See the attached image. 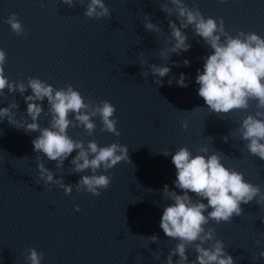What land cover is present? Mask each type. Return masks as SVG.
Returning <instances> with one entry per match:
<instances>
[{"label": "water", "instance_id": "obj_1", "mask_svg": "<svg viewBox=\"0 0 264 264\" xmlns=\"http://www.w3.org/2000/svg\"><path fill=\"white\" fill-rule=\"evenodd\" d=\"M168 2L105 0L111 15L90 18L84 15L87 0H76L73 7L62 0H0L4 74L25 83L29 77H39L56 88L70 83L86 100L110 101L116 108L119 136L102 131L99 116L93 117L96 128L91 135L82 127H70L68 133L85 144L88 140L101 146L118 141L127 145L130 160L109 170L111 182L99 195L77 191L79 176L89 171L74 173L71 156L57 168L55 161L33 151L31 140L38 132L26 133L5 119L0 123V264H27L24 257L30 247L43 253L41 264H160L152 253L163 260L177 242L159 228L163 205L169 202L162 189L165 183L173 189L175 179L171 155L160 152L164 149L174 152L186 146L195 153L207 146L210 152H219L227 167L243 172L245 179L264 192V159L249 153L237 133L243 117L255 113V101L247 109L227 114L207 108L197 95L195 82L196 69L203 64L200 57L207 49L197 43L191 28L186 31L192 48L169 58L191 61L188 67L173 66L169 74L184 72L187 87H178L175 81L169 85V76L157 84L151 73L143 74L149 64L163 63L159 51L170 42V35L167 14L160 5ZM185 2L195 3L206 17L222 18L233 35L243 30L264 37V0ZM13 12L24 27L20 35L6 23ZM145 14L163 30L145 31ZM4 92L0 107L16 99L19 118L26 108L23 97L7 89ZM46 107L45 101L41 127L48 126ZM181 121L188 127H182ZM224 136L229 137L227 142ZM37 155L55 176L73 184L71 193L39 178ZM241 208L232 221L210 220L206 227L215 229L235 264H264V257L259 256L264 250V203L254 198ZM153 234L157 241L147 238ZM188 254L193 259L196 253L189 249Z\"/></svg>", "mask_w": 264, "mask_h": 264}, {"label": "clouds", "instance_id": "obj_2", "mask_svg": "<svg viewBox=\"0 0 264 264\" xmlns=\"http://www.w3.org/2000/svg\"><path fill=\"white\" fill-rule=\"evenodd\" d=\"M62 3L73 7L76 0H62ZM160 8L167 14L170 42L159 51L163 63L149 64L143 74L151 73L155 82L162 84V78L169 76L173 66L188 67L191 61L187 57L181 61H170L169 58L173 53L180 55L192 48L186 31L191 28L193 37H198L197 43H202L207 49V53L200 57L202 67L196 69L197 95L203 98L211 112L217 114L247 109L250 101H255V113L243 117L237 133L246 142L249 153L264 159V37L243 30H237L233 35L225 29L222 18L206 17L195 3L189 6L185 0H169ZM84 15L100 18L111 13L105 0H87ZM173 16L175 19H169ZM6 23L17 35L24 33L17 13H11ZM144 29L157 33L163 30L162 25L153 23L147 14ZM5 60L6 52L0 48V96L5 94V89L10 93L18 92L26 108L19 112L17 118L19 103L13 99L7 106L0 107V123L7 119L9 124L26 133L38 132L31 140L33 151L55 161L57 168H62L64 161L71 156L69 163L74 173L86 170L90 173L79 176L76 190L99 195L100 190L106 189L111 182L109 170L121 161L130 162L128 147L118 141L101 146L95 140H88L85 144L84 140L70 136L68 129L82 127L91 135L96 128L93 117L99 116L101 130L119 136L115 105L108 100H86L70 83L56 88L39 77H29L27 83L12 81L4 74ZM144 63L141 60V65ZM174 81L178 87L188 86L184 72L178 76L170 75L167 83L172 85ZM45 101V114L49 121L48 126L41 127L39 118L45 112ZM181 126L187 128L188 124L181 121ZM223 139L227 142L229 137L224 136ZM74 151L75 155H72ZM160 152L165 156L171 155L175 179L172 181L173 189L167 183L162 189L163 197L169 202L163 205L159 228L165 236L177 242L165 259L161 260L156 252L152 253L153 259L160 264H235L224 242L217 238L215 229L206 225L210 220L217 223L232 221L233 215L241 214V204H247L254 198L258 204L264 203V192L260 186L245 179L243 172L227 167L219 152H210L207 146L202 145L195 153L186 146H180L174 152L169 149ZM36 159L41 180L59 185L66 194L72 192L73 184L64 183L63 176H55L40 155ZM75 209L79 211V205ZM147 238L150 241L158 239L156 234ZM189 249L196 253L193 259H189ZM259 256L264 257V250ZM24 258L27 264H41L43 253L30 247Z\"/></svg>", "mask_w": 264, "mask_h": 264}]
</instances>
